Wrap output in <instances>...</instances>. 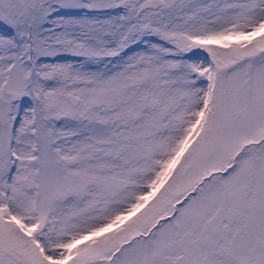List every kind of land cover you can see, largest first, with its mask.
<instances>
[{
  "label": "snow or ice",
  "instance_id": "6c2138e0",
  "mask_svg": "<svg viewBox=\"0 0 264 264\" xmlns=\"http://www.w3.org/2000/svg\"><path fill=\"white\" fill-rule=\"evenodd\" d=\"M0 264H264V0H0Z\"/></svg>",
  "mask_w": 264,
  "mask_h": 264
}]
</instances>
